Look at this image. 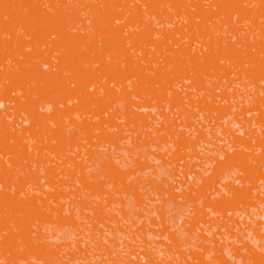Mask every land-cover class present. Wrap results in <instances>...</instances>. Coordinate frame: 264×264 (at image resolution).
<instances>
[{
    "label": "rangeland",
    "instance_id": "rangeland-1",
    "mask_svg": "<svg viewBox=\"0 0 264 264\" xmlns=\"http://www.w3.org/2000/svg\"><path fill=\"white\" fill-rule=\"evenodd\" d=\"M0 264H264V0H0Z\"/></svg>",
    "mask_w": 264,
    "mask_h": 264
}]
</instances>
